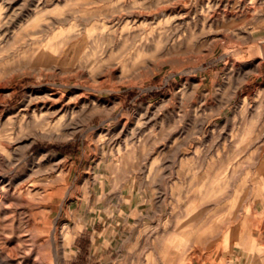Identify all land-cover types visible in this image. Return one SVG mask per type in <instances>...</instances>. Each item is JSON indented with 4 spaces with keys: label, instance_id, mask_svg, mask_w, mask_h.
<instances>
[{
    "label": "rangeland",
    "instance_id": "obj_1",
    "mask_svg": "<svg viewBox=\"0 0 264 264\" xmlns=\"http://www.w3.org/2000/svg\"><path fill=\"white\" fill-rule=\"evenodd\" d=\"M11 1L0 177L49 179L60 209L32 217L0 190V264H184L198 248L216 264H264V61L260 75L230 62L256 41L246 28L264 35V0ZM85 99L97 107L79 113Z\"/></svg>",
    "mask_w": 264,
    "mask_h": 264
},
{
    "label": "bare ground",
    "instance_id": "obj_2",
    "mask_svg": "<svg viewBox=\"0 0 264 264\" xmlns=\"http://www.w3.org/2000/svg\"><path fill=\"white\" fill-rule=\"evenodd\" d=\"M83 1H85V0H83ZM239 1H241V0H239ZM11 2H12L11 0H0V33H2L1 32L2 31V26L4 24L5 25L8 24V22H9L10 13H9V9L8 8H9V4H11ZM238 4H240V3L238 2ZM71 17H73L75 19L77 18L76 14H73L72 13L70 15V17L68 15L67 16L65 15L63 18L55 19L54 22L64 23V21L70 20ZM81 18H85L86 19L87 17L86 16H83ZM255 18H256L255 19L256 20V23L259 22V24H258L259 25V28L264 27V17L263 16H259V17H255ZM88 19H90L89 20V22H90L91 19H92V17L91 18L89 17ZM249 19H251V17ZM78 20L75 21V22H69L70 25L68 26V28H70V29L66 28V32H65V36H67V38L79 36V34H80V28L78 27V25H79ZM252 21L250 22V24L252 23ZM253 22H255V21H253ZM254 25H255V23H254ZM63 27H65V26H63ZM93 27H97V25L95 23H93ZM257 32H258V30H256V28L254 26L251 27V28H249V29L246 28L244 30V33L243 34L246 37L252 38L253 40H256V41L253 42V43L251 42L250 44L245 45L244 47H242L240 49L239 52H234L233 53V56H232L233 59L230 56L231 57L230 60L232 59V61H230V62H232L233 65L236 64L237 61H240V63H242L243 65H250V67L252 66L251 69H250V71L254 72L256 75H260V73H261V65H262V63L264 61V35L259 36V35H257ZM89 34H90V32L88 31V35ZM236 37H237V35H236ZM227 54H229V53H227ZM256 93L258 95L264 96V82H263V84H260L257 87ZM48 95L50 97L51 104H53V106H55V107H58L56 109L58 111L62 112L61 116H65L66 114H69V113L70 114H74L75 109L73 107H71V106L68 105L69 99H65L64 98V95L62 93L57 92V91H50L48 93ZM251 101H252L251 93L245 94L242 97V106L244 105L245 107H248V104H250ZM96 107H97V104H96V102L94 100L85 99L84 100V103L81 104L80 107L78 109H76V111L78 110L79 113H84L86 110L93 109V108H96ZM248 137H249V135H248ZM7 148H8V146H6V149L4 150V152L3 151L0 152V167L4 166L5 163H6V155H7V153L5 151L7 150ZM256 149L258 150L259 147L256 146ZM49 181L50 180L47 179V178H38V177H36V178L32 179V181L30 183H28V184H24V183H21V184H17L16 183V184H14L12 182L7 181V179H5L3 177H0V190L2 191L3 194H6V195L9 194L10 195V198H11L12 201L9 202V204H10V206H12V208L14 210H19L20 208H22V209L24 208V211H25V208H27V210L29 211V215H32V217L33 216L36 217L38 215L40 216V215L44 214L45 212H49L50 213V212H53L55 210H59L60 209V206L58 205V199H57V193L59 191V188L57 186H55V184L49 183ZM217 186H214L213 189L215 187H217ZM219 187H221V186H219ZM222 188H221V190H223ZM205 189H207V188H205ZM221 190L219 188V191H221ZM197 191H199V190H197ZM207 191H205L204 193H202L203 196H206L207 195V196L210 197V196H214L215 195V191L214 192L210 191L211 193H207ZM216 191H218V190H216ZM219 191L217 193H220ZM223 191H225V190H223ZM0 196L3 199V196L1 194H0ZM192 196H191V198H192ZM196 196H198V195H196ZM191 198H188V199H191ZM199 198H196V199H199ZM215 198H217V197L215 196ZM6 200H1L0 199V206ZM211 200H213V199L211 198ZM192 203H194V202H192ZM199 203H200V201L197 204H199ZM193 205H195V204H193ZM196 210H199V209L197 208ZM45 215L46 214H44V216ZM26 217H27V215L25 216V218ZM27 220H28V218L24 219L23 222L26 223ZM0 223H2V222H0ZM1 225L2 224H0V227H1ZM52 236H53V239H56L55 231L53 232ZM17 238H20V237H17ZM7 243H6V241H4V243H0V261H7L8 258H9L7 256V252L4 251V247L7 245ZM238 244L240 245V243H234V242H232V245H231L228 253L229 252L232 253L233 247L235 245H238ZM6 247H8V246H6ZM15 248H17L18 251H20L22 254H24V251H23L24 249L21 248L20 244L16 243L15 244ZM187 253H189V252H187ZM55 255H56V253H55ZM57 258H58V256H57ZM187 259H188V261L186 263L183 262L184 264H193L194 262L197 263V264H216V256L214 255V251H210V252L204 254V253H202V251L199 248L197 249V251H195V250L193 252L191 251V253L187 256ZM183 261H185V259ZM49 264H59V262H57V261L56 262H51L50 261ZM177 264H179V263H177ZM181 264H182V262H181Z\"/></svg>",
    "mask_w": 264,
    "mask_h": 264
}]
</instances>
